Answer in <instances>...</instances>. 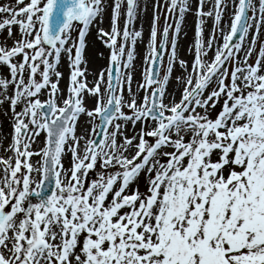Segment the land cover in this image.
<instances>
[{
    "label": "snow or ice",
    "instance_id": "snow-or-ice-1",
    "mask_svg": "<svg viewBox=\"0 0 264 264\" xmlns=\"http://www.w3.org/2000/svg\"><path fill=\"white\" fill-rule=\"evenodd\" d=\"M228 7L197 0L185 59L190 0H154L134 90L138 0L0 3V264H264V0H231L222 27ZM91 27L110 54L89 82Z\"/></svg>",
    "mask_w": 264,
    "mask_h": 264
},
{
    "label": "bare ground",
    "instance_id": "bare-ground-1",
    "mask_svg": "<svg viewBox=\"0 0 264 264\" xmlns=\"http://www.w3.org/2000/svg\"><path fill=\"white\" fill-rule=\"evenodd\" d=\"M26 1L27 0H25V2ZM5 2H8V0H0V3H5ZM190 2L192 5V10L185 14V18L182 22L181 32L179 34V39H178L179 53L185 59H188L191 56V53L188 51V49L189 46L192 45L194 41V34H195L196 16L194 9L197 0H190ZM109 3H111V0H109ZM138 3H139V9L137 13V19L134 21L133 25L131 26L136 30H142V37L137 40V43L135 45V59L133 62L134 90L136 86V81L141 79L142 69L144 67L143 57L147 51L154 0H138ZM209 4H211V0H209ZM205 7L207 8L208 5H205ZM231 11H232L231 0H229V7L223 15V24L221 25L222 27L227 25V23L229 22V16ZM122 18L124 21L125 17L123 15V9H122ZM172 22H173V17L169 16L168 23H172ZM212 24L213 21L211 20V18L205 21V24L203 26L205 37L208 36L209 33L208 29L210 27L212 28ZM109 25H110V8L105 10L103 27L105 29H108ZM86 41H87V46L84 50V58L87 61V65H86L88 69L87 78L89 82H91L95 78V73H97L99 69L104 68L107 65L110 50L107 46H105L101 42L100 39L97 38L96 27L90 28L89 32L86 35ZM60 71L63 73V76L60 80L59 86L62 90L66 91V87L68 84V77H69V68H68V62L63 56L60 62ZM2 72H6V69L0 68V73ZM179 74H180L179 70L175 71L173 73V78L170 80V83L168 85V91L174 93L177 98L179 97V91H178L179 86L175 80V76ZM86 104L88 107L94 106L93 105L94 98L86 97ZM19 110L20 108L18 107L17 111ZM86 127H88V117L86 115H81V117L79 118V123L77 125V134H81ZM137 127H139V125H137ZM11 130H12V113L10 110H8L7 104L0 105V138L7 137L10 139ZM132 132H133L132 126L128 125L126 134L130 135L132 134ZM43 139L44 136L43 134H41L39 137H37V142L40 143L43 141ZM33 147H36V145H34ZM0 154L3 153L0 152ZM64 163H65V167L69 166L70 155L65 156ZM133 187H135V185H133Z\"/></svg>",
    "mask_w": 264,
    "mask_h": 264
},
{
    "label": "rangeland",
    "instance_id": "rangeland-1",
    "mask_svg": "<svg viewBox=\"0 0 264 264\" xmlns=\"http://www.w3.org/2000/svg\"><path fill=\"white\" fill-rule=\"evenodd\" d=\"M27 2V1H26ZM161 3L163 4L164 3V0H161ZM232 10V9H231ZM152 16H153V9H152ZM165 16H166V13L164 12V10L163 9H161L160 11H159V21H158V27L159 28H162L163 26H164V23H165ZM152 20V19H151ZM212 20V19H211ZM119 23H120V25H121V27H122V25H123V18H122V15H121V17H120V20H119ZM211 27L208 29V35L211 33ZM73 35L75 36L76 35V33L75 32H73ZM253 59H254V57H253ZM94 105V104H93ZM92 107H94V106H92ZM94 172H93V174H92V176H90V178H92V177H94ZM144 185H145V179H144V177H143V175H141V177H140V180H139V187H140V189L141 190H143L144 189ZM135 187H136V185H135Z\"/></svg>",
    "mask_w": 264,
    "mask_h": 264
}]
</instances>
